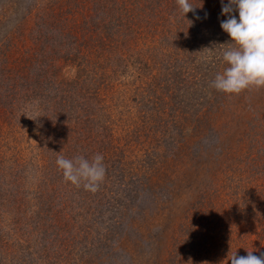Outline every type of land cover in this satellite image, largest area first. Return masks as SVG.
<instances>
[{"label":"rangeland","instance_id":"rangeland-1","mask_svg":"<svg viewBox=\"0 0 264 264\" xmlns=\"http://www.w3.org/2000/svg\"><path fill=\"white\" fill-rule=\"evenodd\" d=\"M96 9L97 0H0V228H8L0 236V257L11 252L0 264H222L227 249L245 253L255 241L247 192L260 177L252 161H264V88L239 95L198 88L205 100L198 109L202 118L191 117L177 139L155 141L148 133L127 136L130 121L120 111L134 110L135 103L123 81L127 74L119 75L125 77L105 102L115 105L119 121L113 129L123 151L103 160L106 175L95 192L64 180L59 155L72 159L86 149L100 154L108 141L96 118L101 105H72L53 125L51 112L42 110L45 97L57 100V76L77 80L78 71L84 72L75 66L77 48L98 40L90 36L100 26L93 20ZM92 51L88 60L96 62L99 52ZM175 52L183 61L188 57ZM146 76L139 73V89ZM89 80L77 87L97 89ZM26 89H38L43 99L32 100ZM160 108H143L152 114L146 121L169 124L172 117L170 124L183 123L177 112L171 114L182 105L172 109L168 103L161 117L153 111ZM209 237L215 244L206 243Z\"/></svg>","mask_w":264,"mask_h":264},{"label":"trees","instance_id":"trees-1","mask_svg":"<svg viewBox=\"0 0 264 264\" xmlns=\"http://www.w3.org/2000/svg\"><path fill=\"white\" fill-rule=\"evenodd\" d=\"M109 1H111V4L106 6L108 5L106 0H97V11L94 13L95 18L93 20L99 21L100 28H96L92 33L91 31L84 32L91 33L90 36H95L98 40H95L92 45H89L88 40L84 42L85 45L77 46V52L80 56L75 60V66L84 71H78L79 84L77 83L78 79L66 81L57 76V100L56 97H45L46 101L42 109L43 113L51 112L49 122H53V125L56 121H52L53 118L62 115L64 111L67 113L68 108L72 105L75 106L76 104L80 107H83V104L89 105L91 103L101 105L102 107L98 109L96 118H100V122H102L100 126L106 134L105 138L108 139L99 151L100 154L104 155V160L118 157L119 152L123 151L118 146V133L113 129L114 124L119 121L116 120L115 105L112 108L108 104L109 101L107 102L110 95L108 93L109 89L113 84L122 82V78L125 77L119 75L127 74L128 80L123 79V81L126 84L128 83L131 94L130 99L135 103L133 104V112L124 111L123 109L120 111L126 122L130 121L128 126L132 130L128 132L127 136L133 137L136 131L139 136H146L145 134L148 133V138L155 139V141L157 139H168L169 135L177 139L188 123L191 122V117L198 116L202 118L203 109H198L203 103L205 104V100L199 95L201 92H198V88L203 91L207 89L217 91L215 88L212 89V82L215 76L227 67L222 60L223 46L220 45L230 42V37L220 26V21L227 18L222 15L221 0H190L192 7L195 9L186 15L178 9L176 0ZM85 18L89 20L88 13ZM101 36H103V39ZM91 50H93V53L99 52L97 56H94L91 52L95 61L99 59L98 61L88 60ZM175 51L188 52V57L183 61L181 52L177 53ZM142 53L145 54L143 58L141 57ZM181 61L183 62L181 63ZM200 61L204 63L202 64ZM140 72L147 73V76L143 87L139 89L135 81ZM40 78V73L36 74L37 84H40ZM173 78H175V83H170ZM89 79L95 80V83L98 84L97 89L94 91L88 89V91L78 88L82 86L81 83L90 84ZM183 84L184 89L181 88ZM75 86L78 88L76 91ZM135 86L137 88H134ZM135 89H137L136 92ZM26 90L32 100L39 96H41L39 98H42V94H44L38 89ZM143 94L144 97L141 96ZM105 95L107 96L106 102ZM206 102L208 104L209 99H206ZM168 103H172V109L180 105L183 106V110L171 111V114L178 113V119L183 120L181 121L182 124L177 122L170 124L172 117L169 124L164 123L163 120L158 123L146 121L152 117V114L149 110L144 112L143 108H147V105L148 107L161 106L160 109H153V111L160 114L159 117H161V114L167 116L166 109H163V106L168 105ZM142 124L144 128L141 127ZM59 127L57 126V130ZM155 127L156 129H153ZM50 128L49 126L47 130ZM69 131L72 133L75 129L72 128ZM262 141L259 150H264V139ZM88 150L86 149V152L81 151L80 154L91 160L96 152H89ZM152 151L155 150L152 149ZM149 153V151L145 153L147 154L145 155L146 158ZM261 160L262 158L253 160L251 163L253 173L259 174L260 177L254 179L255 182H251L252 189L247 192L251 193V206L255 212L252 218L254 221L251 220L249 223L250 231L255 234V241H251V248L245 253L242 248L231 249L233 254L227 253L229 249L224 250L226 258H224L225 262H222V264H230L229 255H235L236 253L238 257L247 256L248 251L253 252V255L256 256L264 254V161L261 163ZM0 173L4 172L0 171ZM12 175L13 177L18 176L15 173H12ZM33 188L40 187L35 185ZM255 193L257 196L254 195ZM5 226L6 224H3V227L0 228V236H4L8 232L5 231L8 228L3 229ZM34 228L40 231L41 227L34 226ZM210 240L212 239L209 237L206 243L209 244ZM213 243L215 244L214 239L212 240ZM181 244H185L183 239ZM10 253V251H3L0 261L4 262L7 259V254ZM18 260L16 255H12L11 261L17 263ZM205 264L216 263L214 261Z\"/></svg>","mask_w":264,"mask_h":264},{"label":"clouds","instance_id":"clouds-1","mask_svg":"<svg viewBox=\"0 0 264 264\" xmlns=\"http://www.w3.org/2000/svg\"><path fill=\"white\" fill-rule=\"evenodd\" d=\"M178 9L187 14L193 11L190 0H176ZM222 30L230 37L223 46L222 60L227 65L218 73L212 87L228 95H239L251 88H264V0H221ZM238 14V15H237ZM102 154L91 160L84 156L72 159L58 156L57 166L66 182L95 192L104 181L106 168ZM230 264H264V254L229 255Z\"/></svg>","mask_w":264,"mask_h":264}]
</instances>
